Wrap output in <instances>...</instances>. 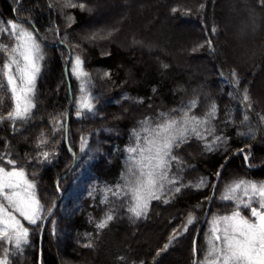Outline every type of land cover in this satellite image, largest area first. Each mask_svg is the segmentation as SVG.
Returning a JSON list of instances; mask_svg holds the SVG:
<instances>
[{
    "label": "trees",
    "instance_id": "1",
    "mask_svg": "<svg viewBox=\"0 0 264 264\" xmlns=\"http://www.w3.org/2000/svg\"><path fill=\"white\" fill-rule=\"evenodd\" d=\"M72 4L75 7L66 6V0H0V20L35 29L44 55L32 118L15 129L11 121L0 123V152H11L23 163L29 179L37 183L44 208L50 209L59 198L42 230L40 264H192V240L207 205L205 197L224 160L229 157L197 239V259L202 258L207 221L215 212L233 210L231 202L219 199L225 185L238 178L264 179V106L256 101L264 88V6L261 0H72ZM68 16L72 22L65 20ZM233 19L238 21L235 34L242 45L232 51L227 35ZM191 22L194 29L187 26ZM0 42L10 43L6 36ZM77 56L89 74L88 91L95 105L93 112L79 117L73 98L81 95L80 81L72 74ZM171 63L205 76L206 87H198L195 80L185 83ZM245 89L250 107L243 102ZM192 100L197 101L192 114L198 117L216 104L208 127L225 139L211 151L205 144L214 137L192 136L174 148L181 163L172 171L181 177L182 191L150 201L147 214L140 218L127 211L123 197L109 195L107 203H101L106 187L122 183L126 149L135 144L133 130H139L140 122L146 117L156 121L159 113ZM9 110L10 104L0 108V116ZM61 116L65 127L53 133ZM43 138L48 144L37 148ZM241 149L247 161L241 153L232 155ZM43 152L51 154L48 161L42 160ZM246 162L257 167L249 168ZM202 177L209 183L197 189ZM194 209L198 220L183 232ZM109 211L113 219L98 228ZM243 212L248 215V210ZM47 213L37 225L18 216L30 228V242L14 264H39V236ZM64 230L69 232L64 235ZM173 230L183 234L158 256ZM141 233L144 241L138 240ZM111 240L118 245L111 246ZM8 247L7 243L0 247V258Z\"/></svg>",
    "mask_w": 264,
    "mask_h": 264
},
{
    "label": "snow or ice",
    "instance_id": "2",
    "mask_svg": "<svg viewBox=\"0 0 264 264\" xmlns=\"http://www.w3.org/2000/svg\"><path fill=\"white\" fill-rule=\"evenodd\" d=\"M261 5L264 6V0H261ZM66 6L75 7L72 0H66ZM80 7L83 8L84 5L81 4ZM68 19L71 21L72 18ZM3 36H6L10 43L0 42V108L10 104L11 110L0 116V123L11 121L15 129L17 123H26L33 116V109L36 107V81L42 70L44 55L36 30L24 27L21 22L0 20V37ZM83 65L84 61L77 56L72 66V74L80 81L81 95L73 98L78 117L85 112H93L95 108L94 97L88 91L89 74L84 71ZM232 75L235 77L236 73L233 72ZM236 83H239L238 79ZM243 102L248 107L251 106L247 89L244 90ZM196 107L197 101L192 100L169 113H159L156 121L146 117L140 122L139 130H133L135 144L126 149L127 167L121 174L122 183H118L114 188L106 187L101 203H107L109 195L116 199L123 197L124 201L128 202L127 211L140 218L147 214L150 201L159 200L167 193L182 191L185 185L181 177L172 171L174 165L181 163L173 154L174 148L192 136L202 140L214 137L211 143L205 144L211 151L225 139L216 135L215 128L208 127L216 116V104L213 103L202 117L192 114ZM177 112L183 114L177 117ZM64 118L61 116L56 120L57 127L52 129L53 133L65 127ZM247 119L248 116L245 115L244 120ZM41 137H45V134L41 133ZM47 144L46 138L39 139L37 148ZM240 151L243 152L244 149ZM41 155L43 161H48L51 154L43 152ZM244 159L247 161L248 156ZM223 168L224 165H221V169ZM220 176L221 171L218 170L217 179ZM208 183V179L202 177L195 187L199 189ZM211 186L214 191L218 187L215 183ZM213 199L214 196L205 197L206 201ZM219 199L231 202L233 210L224 215L213 214L207 221V247L203 259H197L198 249L195 240L193 241V264H264V181L234 179L225 185ZM164 202L168 203V200ZM45 210L51 212V209H45L42 205L37 193V183L34 178L29 179L23 163L16 160L11 152H0V247H3L4 243L9 245L4 248L0 264H14V258L21 255L30 242V228L26 227L18 216L28 225H37L38 221L43 219L42 213ZM243 210H248V215H245ZM112 219L113 215L109 211L97 227L105 228ZM197 220L194 209L188 213L183 232H187ZM183 232L173 230L168 243L157 255L166 251Z\"/></svg>",
    "mask_w": 264,
    "mask_h": 264
},
{
    "label": "rangeland",
    "instance_id": "3",
    "mask_svg": "<svg viewBox=\"0 0 264 264\" xmlns=\"http://www.w3.org/2000/svg\"><path fill=\"white\" fill-rule=\"evenodd\" d=\"M69 16L65 19L67 22L69 21ZM96 19H99V16H96L95 17V20ZM69 22H72V20L71 21H69ZM93 24H91V26H92ZM187 26L190 28V29H194V24L191 22V23H188L187 24ZM237 26H238V21L236 20V19H233V26L231 27H228L229 28V30H230V32L228 33V35H227V37L229 38V40H230V42H231V45L233 46V47H231V50L233 51V49H234V46H237L238 48L242 45V41L241 40H238L237 39V37H236V32L238 31V29H237ZM235 34V35H234ZM186 41V40H185ZM118 47L121 49V50H123L124 49V46L123 45H121V44H118ZM129 56H130V58H132V54H130L129 53ZM235 56V55H234ZM152 59L155 61V62H158L159 61V59L158 58H156L155 56L153 57L152 56ZM234 59H236V56L233 58V62H234ZM137 62H136V60H132L131 61V64H136ZM171 65L172 66H174L177 70H178V72H179V74H181L182 76H183V80H184V82L185 83H187V81L188 80H195L194 82L197 84V86L198 87H206L205 85H206V78L204 79V77L205 76H203L202 74H200V73H197V72H195L192 68H187V67H182V66H178V65H176V64H174V63H171ZM259 70H257V72H258ZM164 77H165V75H164ZM254 80V79H253ZM252 80V81H253ZM263 86H264V84H263ZM260 92H261V94L258 96V97H256V101L258 102V103H261V105H263L264 106V88L262 89V90H260ZM206 94H207V92H206ZM255 181H257V180H255ZM259 181H264V179L263 180H259ZM221 202H223L222 200H221ZM216 213H218V212H215V213H213V214H216ZM220 214V213H219ZM220 215H224V214H220ZM211 219V218H210ZM208 229H209V224L207 223L206 224V226H205V231H204V237H203V242H202V247L204 248L203 249V251H202V258L201 259H203V256H204V252H205V250H206V243H205V233L208 231ZM69 231L68 230H64L63 231V234L65 235L66 233H68ZM144 234H140V235H138V240H140V241H144L143 240V236ZM131 237H132V240L134 239H137V236H132L131 235ZM64 239H63V236L62 237H60V241L59 242H57V247H58V251H59V254H62L63 253V245L61 244L62 243V241H63ZM125 241L126 242H128L129 241V239L128 238H125ZM113 245H118V242L116 241V240H111V246H113ZM59 254H58V256H59ZM95 264H100V263H95Z\"/></svg>",
    "mask_w": 264,
    "mask_h": 264
},
{
    "label": "water",
    "instance_id": "4",
    "mask_svg": "<svg viewBox=\"0 0 264 264\" xmlns=\"http://www.w3.org/2000/svg\"><path fill=\"white\" fill-rule=\"evenodd\" d=\"M68 113H69V112H67V115H66V127H67ZM67 148L69 149L68 146H67ZM237 153H241V154H243L244 157L246 156L245 153H244V151L241 152L240 150H238V151L232 153V155H235V154H237ZM230 157H231V156H230ZM228 159H229V157H227V158L224 160V162H223L222 165L225 166V163L228 161ZM246 165H247L249 168H251V167H257V166H251V165H249L247 162H246ZM70 170H71V168L68 170V172H69ZM219 170H220L221 173H222L223 169H221V167L219 168ZM68 172H66L65 174H63L62 177H65V176L68 174ZM220 177H221V176H220ZM219 180H220V178L217 179V177L215 176V179H214V182H213V183H215V184L218 185ZM215 192H216V190L214 191L213 188H211V191H210V195H209V196H214V197H215ZM58 201H59V198H58V199L54 202V204L51 206V208H50V209H51V212H48V213H47L46 219L44 220L43 225H42V229H41L40 236H39V259H38V263H39V264H40V252H41V242H42V241H41L42 230H43V227L45 226V224L47 223L48 219L52 216V214H53V212H54V210H55V208H56V206H57V204H58ZM212 202H213V200H211V201H207V205H206V208H205L204 214H203V216H202V219H201L200 223L198 224V226H197V228H196V231H195V234H194V237H193V240H192V249H193V241H194V240H195V242H196V246H197V239H198V236H199V234H200V232H201L202 227L204 226V224H205V222H206V219H207V217H208L209 210H210V207H211V205H212ZM196 258H197V256H196ZM193 259H194V257H193ZM192 264H193V263H192Z\"/></svg>",
    "mask_w": 264,
    "mask_h": 264
}]
</instances>
